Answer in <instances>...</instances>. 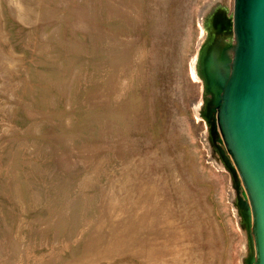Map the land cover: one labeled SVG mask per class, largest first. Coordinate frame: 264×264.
Returning <instances> with one entry per match:
<instances>
[{
	"label": "rangeland",
	"instance_id": "obj_1",
	"mask_svg": "<svg viewBox=\"0 0 264 264\" xmlns=\"http://www.w3.org/2000/svg\"><path fill=\"white\" fill-rule=\"evenodd\" d=\"M232 4L0 0V264H254L193 68Z\"/></svg>",
	"mask_w": 264,
	"mask_h": 264
},
{
	"label": "water",
	"instance_id": "obj_2",
	"mask_svg": "<svg viewBox=\"0 0 264 264\" xmlns=\"http://www.w3.org/2000/svg\"><path fill=\"white\" fill-rule=\"evenodd\" d=\"M211 13L196 63L207 95L204 119L211 132L219 130L244 187L242 215L251 218L253 262L264 264V0H233L226 33L212 26Z\"/></svg>",
	"mask_w": 264,
	"mask_h": 264
},
{
	"label": "flooded vegetation",
	"instance_id": "obj_3",
	"mask_svg": "<svg viewBox=\"0 0 264 264\" xmlns=\"http://www.w3.org/2000/svg\"><path fill=\"white\" fill-rule=\"evenodd\" d=\"M227 17V14L225 13V10L222 8H218L217 10L213 11L211 13L210 21L212 26L215 27L216 30H219L221 33H226V22L225 19Z\"/></svg>",
	"mask_w": 264,
	"mask_h": 264
},
{
	"label": "bare ground",
	"instance_id": "obj_4",
	"mask_svg": "<svg viewBox=\"0 0 264 264\" xmlns=\"http://www.w3.org/2000/svg\"><path fill=\"white\" fill-rule=\"evenodd\" d=\"M203 28H204V31H205V29H206L205 25L203 26ZM193 68H194V71L197 72V69L195 68V64H194ZM196 76H198V75H196Z\"/></svg>",
	"mask_w": 264,
	"mask_h": 264
}]
</instances>
